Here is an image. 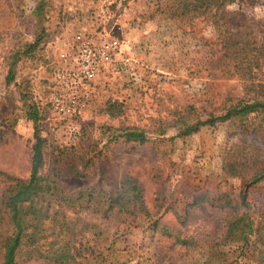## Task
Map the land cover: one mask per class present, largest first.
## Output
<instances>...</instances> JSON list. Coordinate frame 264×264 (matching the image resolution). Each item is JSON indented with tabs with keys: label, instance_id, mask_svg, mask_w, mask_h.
<instances>
[{
	"label": "rangeland",
	"instance_id": "1",
	"mask_svg": "<svg viewBox=\"0 0 264 264\" xmlns=\"http://www.w3.org/2000/svg\"><path fill=\"white\" fill-rule=\"evenodd\" d=\"M39 1L0 0V172L29 177L35 126L26 115L36 105L41 115L37 132L46 139L42 174L81 173L82 178L59 179L69 192L80 187L116 189L130 175L143 186L146 207L161 217L160 224L181 230L195 243L186 249L147 225L104 222L110 234L120 237L118 245L128 248L129 264H256L251 248L240 251L237 244L220 241L224 221L233 211L219 205L229 199L239 207L247 182L222 171L223 158L240 138L239 122L206 125L171 139L177 133L175 121L188 107L206 121L223 115L227 100L245 95L243 81L230 77L218 61L226 52L224 27L206 17L181 24L168 10L171 0H116L110 8L115 35L130 41V67L101 74L91 101L70 121L48 109V81L63 44L102 24L100 7L96 0H44V13L37 18L33 10ZM226 11L232 36L264 41V0H236ZM41 31L38 49L21 59L15 80L7 86L9 52L33 42ZM115 101L123 113L111 118L104 108ZM72 125L79 130L76 139L70 135ZM107 126L145 129L149 142H109ZM261 139L264 157V133ZM8 183L0 175V196ZM201 196L204 201L192 206ZM247 202L250 217L264 220V182L247 189ZM185 213L181 226L179 217Z\"/></svg>",
	"mask_w": 264,
	"mask_h": 264
},
{
	"label": "trees",
	"instance_id": "2",
	"mask_svg": "<svg viewBox=\"0 0 264 264\" xmlns=\"http://www.w3.org/2000/svg\"><path fill=\"white\" fill-rule=\"evenodd\" d=\"M235 2L171 0L168 5V10L181 24L206 17L215 26L224 27L226 52L218 61L223 62L221 65L231 74L230 77L237 76L243 81L245 91L243 97L226 101L223 115L206 121H200L195 116L196 110L188 107L186 113L175 121L177 133L171 139L192 135L206 125L239 122L237 127L242 129L238 133L240 138L223 158L222 171L227 177L247 178V182L240 194L239 207L232 205L229 199L219 205L229 206L233 211L224 221L220 241L224 245L235 243L240 251L251 248L256 252L254 262L264 264V220L256 222L250 217V204L247 202V189L264 182V157L261 153L264 133V41L232 36L228 28L230 14L226 8ZM45 4L44 0L39 1L33 10L35 17L43 15ZM43 37L41 31L33 42L9 52L5 77L7 86L15 80L18 63L23 57L34 54ZM104 111L111 118H116L123 113V106L116 101L109 102ZM26 118L35 126L30 175L19 179L0 172L9 182L0 196V264H129L132 259L129 258L128 248L118 245V234H110L105 228L104 222L112 219L124 225H147L171 239L174 246L188 249L195 245L192 239L184 237L181 230L160 224L161 217L150 213L146 207L143 186L130 175H125L116 189L80 187L69 192L63 189L59 179L70 175L82 178L81 173L57 170L61 174H42L46 139L37 132L41 119L39 108L29 106ZM104 129L109 133V142L123 140L140 145L149 142L145 129L109 126ZM159 132V135L163 134V131ZM243 134L246 136L242 137ZM203 201L204 197H197L192 206ZM241 207L244 209L242 212ZM186 219L187 213L185 217H179L181 226Z\"/></svg>",
	"mask_w": 264,
	"mask_h": 264
},
{
	"label": "built area",
	"instance_id": "3",
	"mask_svg": "<svg viewBox=\"0 0 264 264\" xmlns=\"http://www.w3.org/2000/svg\"><path fill=\"white\" fill-rule=\"evenodd\" d=\"M96 1L102 24L97 32L80 31L63 44L48 81L50 90L45 103L52 113L65 120L80 116L91 101L101 74L130 67V41L115 35L116 20L110 8L116 0ZM70 135L74 139L79 136L76 126H71Z\"/></svg>",
	"mask_w": 264,
	"mask_h": 264
}]
</instances>
